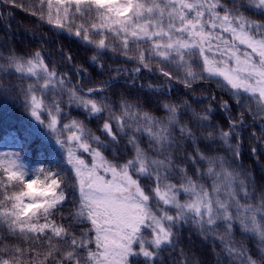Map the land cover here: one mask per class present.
<instances>
[{
  "label": "snow or ice",
  "instance_id": "snow-or-ice-1",
  "mask_svg": "<svg viewBox=\"0 0 264 264\" xmlns=\"http://www.w3.org/2000/svg\"><path fill=\"white\" fill-rule=\"evenodd\" d=\"M0 31L31 123L0 264H264V0H0Z\"/></svg>",
  "mask_w": 264,
  "mask_h": 264
},
{
  "label": "trees",
  "instance_id": "trees-1",
  "mask_svg": "<svg viewBox=\"0 0 264 264\" xmlns=\"http://www.w3.org/2000/svg\"><path fill=\"white\" fill-rule=\"evenodd\" d=\"M15 21L19 24V28L14 29V31L19 33L20 30L27 29L28 33H31L32 29L28 27L31 22V18L28 17L27 13H25L22 9H17L15 11ZM0 36H3L2 31H0ZM21 40L25 45L29 43V40L25 37H21ZM103 78L104 77H94L96 80ZM197 95H199V93H197ZM149 110L154 111V109ZM157 115H159V113H157ZM26 127H31V123L28 119H26L24 114L21 113L19 108H16L11 101H6L0 104V150H10L5 146L10 144L12 133H16L17 136L22 137V131ZM245 135L247 134L245 133ZM244 164L251 167L252 161L245 158ZM216 251L219 252L220 249L217 248ZM197 255L198 258L206 260L208 264H215V257L210 251L203 257H199V253H197Z\"/></svg>",
  "mask_w": 264,
  "mask_h": 264
}]
</instances>
